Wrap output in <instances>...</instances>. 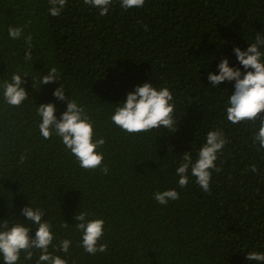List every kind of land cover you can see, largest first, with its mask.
<instances>
[{
  "label": "trees",
  "instance_id": "trees-1",
  "mask_svg": "<svg viewBox=\"0 0 264 264\" xmlns=\"http://www.w3.org/2000/svg\"><path fill=\"white\" fill-rule=\"evenodd\" d=\"M49 7V0H0V84L14 73L27 74L22 87L29 94L13 107L0 88V221L31 226L35 238L21 209L31 204L43 210L53 244L72 241L69 254L54 252L68 264H257L246 254L264 252V149L253 139L261 121H228L235 82L213 88L207 77L219 74L225 58L244 73L233 49L247 51L256 35L264 38V0H145L129 10L114 0L103 17L83 0H67L58 17ZM9 27H23L22 37L12 40ZM28 35L32 59L25 62ZM52 67L61 81L40 86ZM144 83L171 91L176 132L128 135L112 123L115 109ZM60 84L92 120L94 139H105L98 151L107 175L81 169L58 137L40 135L37 107L55 104L57 119L67 109L53 96ZM213 130L227 143L210 192L190 173L181 189L176 168L185 153L197 158ZM172 189L179 200L160 205L154 199ZM80 211L104 220L106 253L93 256L80 246L74 227ZM39 255L34 250L25 261L21 253L19 264H36Z\"/></svg>",
  "mask_w": 264,
  "mask_h": 264
},
{
  "label": "clouds",
  "instance_id": "clouds-1",
  "mask_svg": "<svg viewBox=\"0 0 264 264\" xmlns=\"http://www.w3.org/2000/svg\"><path fill=\"white\" fill-rule=\"evenodd\" d=\"M113 2L114 0H83L85 5L98 9L101 17L108 15ZM66 4L67 0H49V14L52 17L60 16ZM144 4L145 0H120V6L124 10L141 8ZM23 31V27H9L8 35L12 40H17L22 37ZM24 40L27 47L24 59L28 62L32 59V36L28 35ZM261 47H264V38L258 34L247 51H241L238 47L233 49L236 59L245 70L244 73L239 68L229 67V61L225 58L218 64L219 74L209 72L207 77L213 88H219L225 81L235 82L234 92L228 97L226 106L227 120L236 125L260 119L258 133L253 137L258 143V150L264 149V116L261 115L264 113V53L260 51ZM22 77L28 76L14 73L11 82L4 81L0 84L4 101L9 106L20 107L29 98V94L22 87L26 83ZM33 80L35 81L34 78ZM59 81L61 74L56 67H52L47 75L40 79V86ZM35 84L36 81L33 87ZM65 92L63 84L53 92L57 100L67 102V109L59 119L55 115V104L46 103L37 107V115L41 118L38 125L40 135L45 140L53 136L58 137L63 146L75 157L81 169L85 171L99 169L107 175L109 169L103 163L104 155L98 151L106 143L105 139L102 137L94 139L96 133L92 120L82 106L65 96ZM173 100V95L167 87L157 90L152 83H144L127 94L126 101L115 109L111 121L128 135L147 133L161 128L176 132ZM226 143L222 131H209L206 142L197 153V158L193 160L191 153H185L183 161L176 168L175 175L179 177L178 186L183 189L189 185L190 173L204 192H210L212 171H220L215 162ZM24 159L25 157L21 156L20 162L23 163ZM250 170L256 173L257 166L252 165ZM154 199L160 205H167L169 201L179 200L180 196L175 189H172L154 193ZM21 215L25 217L28 225L35 226V238L30 235L31 226H24L22 223H14L10 226L8 220L0 221V257L3 259V264H19L21 253L24 254L25 261H30L34 250L40 252L36 264H68L66 259L55 255L54 252L69 254L72 241L64 239L58 245L53 244L52 225L48 220L42 222L45 212L33 208L30 204L21 209ZM88 215L87 212L80 211L74 217L77 221L74 227L81 233L80 246L93 256L97 253H106L108 244L101 243L105 222L103 219H89ZM63 226L69 225L64 223ZM49 247L54 251L50 252ZM246 259L264 264V252H249L246 254Z\"/></svg>",
  "mask_w": 264,
  "mask_h": 264
}]
</instances>
